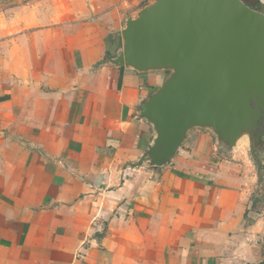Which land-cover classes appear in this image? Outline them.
I'll use <instances>...</instances> for the list:
<instances>
[{
  "label": "crops",
  "instance_id": "crops-1",
  "mask_svg": "<svg viewBox=\"0 0 264 264\" xmlns=\"http://www.w3.org/2000/svg\"><path fill=\"white\" fill-rule=\"evenodd\" d=\"M154 1L0 0V264L264 262V163L197 130L141 164L164 75L108 57Z\"/></svg>",
  "mask_w": 264,
  "mask_h": 264
},
{
  "label": "water",
  "instance_id": "water-1",
  "mask_svg": "<svg viewBox=\"0 0 264 264\" xmlns=\"http://www.w3.org/2000/svg\"><path fill=\"white\" fill-rule=\"evenodd\" d=\"M111 63L164 75L140 106L159 176L197 131L228 156L264 163V11L244 0H155L128 17ZM264 264V262L262 263Z\"/></svg>",
  "mask_w": 264,
  "mask_h": 264
},
{
  "label": "rangeland",
  "instance_id": "rangeland-1",
  "mask_svg": "<svg viewBox=\"0 0 264 264\" xmlns=\"http://www.w3.org/2000/svg\"><path fill=\"white\" fill-rule=\"evenodd\" d=\"M242 151H244L246 154L248 153V151H247L245 146L242 147Z\"/></svg>",
  "mask_w": 264,
  "mask_h": 264
},
{
  "label": "trees",
  "instance_id": "trees-1",
  "mask_svg": "<svg viewBox=\"0 0 264 264\" xmlns=\"http://www.w3.org/2000/svg\"><path fill=\"white\" fill-rule=\"evenodd\" d=\"M252 7H253V5H252Z\"/></svg>",
  "mask_w": 264,
  "mask_h": 264
}]
</instances>
